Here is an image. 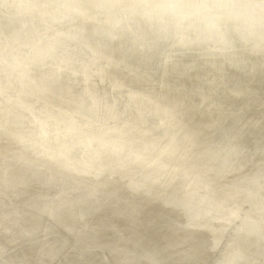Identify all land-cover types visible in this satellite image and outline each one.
<instances>
[{
  "label": "clouds",
  "instance_id": "9594fccd",
  "mask_svg": "<svg viewBox=\"0 0 264 264\" xmlns=\"http://www.w3.org/2000/svg\"><path fill=\"white\" fill-rule=\"evenodd\" d=\"M0 264H264V0H0Z\"/></svg>",
  "mask_w": 264,
  "mask_h": 264
}]
</instances>
